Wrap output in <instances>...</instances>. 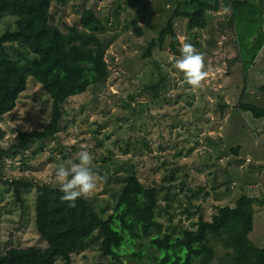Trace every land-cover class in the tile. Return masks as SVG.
Masks as SVG:
<instances>
[{"label":"rangeland","instance_id":"374dc122","mask_svg":"<svg viewBox=\"0 0 264 264\" xmlns=\"http://www.w3.org/2000/svg\"><path fill=\"white\" fill-rule=\"evenodd\" d=\"M174 6L170 0L53 2L55 23L61 27L64 21L76 22L85 8L97 11L106 23L101 35L107 44L111 73L104 83L63 104L66 113L54 138L30 145L23 153L8 154L5 178L57 185L55 168L87 149L93 157L97 182L95 191L87 197L93 199L98 210L106 209L105 216L115 208L131 171H136L145 184L158 180L155 183L160 188L161 205L157 217L163 223L158 232H182L191 224L186 208L200 209L210 219L217 205L233 204L242 192L264 197V119L238 108L241 100L264 106V46L245 73L238 59L239 45L251 43H238L228 2L222 3L220 11L209 13L208 26L196 35L187 30L184 18L178 19L175 27L179 48L189 42L203 54L206 76L199 87H193L174 66L180 51L173 52L168 43L162 49L157 47L152 59L142 57ZM134 19L144 34L136 33ZM12 22L13 17H1L0 32ZM250 25V31L256 34L264 30L262 18ZM156 63L167 78L158 99L147 92V85L159 77ZM51 109L47 92L30 78L16 107L0 119V147L10 149L21 131L44 128ZM239 145L236 153L233 148ZM171 191H176L175 196ZM167 193L170 195L166 198ZM24 197L26 204L22 208L14 201L12 187L0 183V255L14 246H47L36 229L35 187ZM255 206V226L250 237L258 246H264V203ZM98 234L99 231L74 254L73 264H97L104 258ZM144 248L145 258L158 262L152 257L153 248ZM216 252L210 264H225L226 250L218 245ZM56 264L64 263L58 260Z\"/></svg>","mask_w":264,"mask_h":264},{"label":"trees","instance_id":"16d2710c","mask_svg":"<svg viewBox=\"0 0 264 264\" xmlns=\"http://www.w3.org/2000/svg\"><path fill=\"white\" fill-rule=\"evenodd\" d=\"M54 1L0 0V18L13 17V22L0 32V119L16 107L30 78L47 92L52 105L50 120L44 128L21 131L10 149L0 147V183L12 187L14 201L22 208L26 204L25 192L35 187L36 229L47 241V246L43 249L10 247L0 255V264H56L58 260L73 264L74 254L97 231L101 235L99 250L104 256L97 264H194V261L210 264L217 256L218 245L226 250L225 264H264V246H258L250 237L255 226V204L264 203V197L248 191L238 195L233 204L217 205L210 219L205 218L200 209L186 208L191 224L182 232L173 233L158 232L163 228L157 217L161 205L158 180L145 184L136 171L130 172L115 208L106 216V209L98 210L92 198L80 197L74 203L62 200L58 186L51 182L35 183L32 179L4 177L8 154L23 153L30 145L54 138L66 113L63 104L70 97L104 83L111 73L107 44L101 35L106 31V23L97 11L92 7L85 8L76 22L68 24L64 21V27H61L55 23ZM170 1L175 5L173 12L158 35L148 42L142 55L144 59H152L155 49H162L166 43L178 53L177 20L184 18L187 30L195 31L196 35L208 26L209 13L219 11L225 1L231 9L238 43L239 40L251 43L247 46L238 44V59L244 72H248L264 46V30L257 34L250 31V24L255 19L262 18L264 22V0L258 4L250 0ZM115 14L119 15L118 8ZM133 25L138 35L144 34L137 19L133 20ZM156 67L159 68L158 80L147 85V92L158 99L167 86V78L161 73L159 63ZM238 108L257 119H264V106L241 100ZM240 148V145L236 146L233 151L238 153ZM255 189L259 190L260 186ZM175 192L171 191L174 196ZM168 195L170 193L165 197ZM195 215L198 216L194 218ZM144 246L153 248L152 257L158 262L145 258Z\"/></svg>","mask_w":264,"mask_h":264},{"label":"clouds","instance_id":"9594fccd","mask_svg":"<svg viewBox=\"0 0 264 264\" xmlns=\"http://www.w3.org/2000/svg\"><path fill=\"white\" fill-rule=\"evenodd\" d=\"M173 63L175 68L182 72L188 84L193 87L200 86L206 76L203 54L196 51L191 43H182L180 54ZM92 160L90 152L82 149L55 168V181L62 193V200L74 203L77 198L87 197L95 191L97 182L93 174Z\"/></svg>","mask_w":264,"mask_h":264},{"label":"crops","instance_id":"0c3cea01","mask_svg":"<svg viewBox=\"0 0 264 264\" xmlns=\"http://www.w3.org/2000/svg\"><path fill=\"white\" fill-rule=\"evenodd\" d=\"M253 2L252 3H256V4H258L259 3V1L258 0H252ZM258 1V2H257ZM222 9V7L220 8V10ZM219 10V11H220ZM214 12H217V11H214ZM225 21H227V20H225ZM233 25L235 26V24L233 23Z\"/></svg>","mask_w":264,"mask_h":264}]
</instances>
